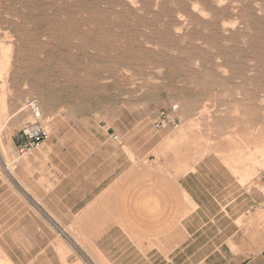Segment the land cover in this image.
Returning a JSON list of instances; mask_svg holds the SVG:
<instances>
[{
  "label": "rangeland",
  "instance_id": "1",
  "mask_svg": "<svg viewBox=\"0 0 264 264\" xmlns=\"http://www.w3.org/2000/svg\"><path fill=\"white\" fill-rule=\"evenodd\" d=\"M0 59V167L35 99L49 133L96 125L145 155L177 105L176 156L264 171V0H0Z\"/></svg>",
  "mask_w": 264,
  "mask_h": 264
},
{
  "label": "crops",
  "instance_id": "2",
  "mask_svg": "<svg viewBox=\"0 0 264 264\" xmlns=\"http://www.w3.org/2000/svg\"><path fill=\"white\" fill-rule=\"evenodd\" d=\"M155 131L145 155L143 141L133 149L100 126L58 124L41 148L1 166L3 254L24 264L36 254L51 264H264L260 174L217 155L178 157L168 143L181 136Z\"/></svg>",
  "mask_w": 264,
  "mask_h": 264
},
{
  "label": "built area",
  "instance_id": "3",
  "mask_svg": "<svg viewBox=\"0 0 264 264\" xmlns=\"http://www.w3.org/2000/svg\"><path fill=\"white\" fill-rule=\"evenodd\" d=\"M23 108L28 112L30 120L16 134L18 143L15 147V163L41 148L50 136L39 103L35 99H28L24 102ZM180 125L181 119L177 105L161 110L153 121V127L156 130L166 128L175 130ZM112 139L115 141L118 137L113 136ZM260 181L264 191V171L260 174Z\"/></svg>",
  "mask_w": 264,
  "mask_h": 264
},
{
  "label": "bare ground",
  "instance_id": "4",
  "mask_svg": "<svg viewBox=\"0 0 264 264\" xmlns=\"http://www.w3.org/2000/svg\"><path fill=\"white\" fill-rule=\"evenodd\" d=\"M1 61H2V59H0V62H1ZM0 70H1V69H0ZM5 80H6V79H5ZM2 84H3V83H2ZM5 84H6V81H5ZM23 105H24V104H22V106H21V111H22V113L27 114L28 112L23 108ZM15 114H16V113H15ZM18 121H19V120H18ZM170 141H171V140H170ZM168 145L170 146L171 143H168ZM1 259H2V258H1ZM3 261H4V262L6 261L7 264L10 263L9 261H7V259H3ZM4 262H3V263H4ZM3 263H2V264H3Z\"/></svg>",
  "mask_w": 264,
  "mask_h": 264
}]
</instances>
